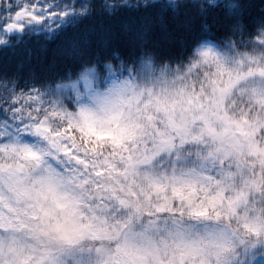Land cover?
<instances>
[{
	"label": "snow or ice",
	"instance_id": "obj_1",
	"mask_svg": "<svg viewBox=\"0 0 264 264\" xmlns=\"http://www.w3.org/2000/svg\"><path fill=\"white\" fill-rule=\"evenodd\" d=\"M255 7L0 0L5 62L57 42L51 62L0 72V264H264ZM124 12L119 31L82 27ZM165 13L185 17L175 47L152 35Z\"/></svg>",
	"mask_w": 264,
	"mask_h": 264
},
{
	"label": "trees",
	"instance_id": "obj_2",
	"mask_svg": "<svg viewBox=\"0 0 264 264\" xmlns=\"http://www.w3.org/2000/svg\"><path fill=\"white\" fill-rule=\"evenodd\" d=\"M97 2H102V0H97ZM129 2L135 3L136 0H129ZM252 2L257 5V7L252 9V14L259 15V0H252ZM134 15V13L124 12L112 18L93 17L92 19L85 21L82 27H88L95 29L96 31H119L122 25L129 20L130 16ZM188 15L190 17L195 16V10H189ZM184 19L185 17L183 14L177 18L173 17L171 13H165V24L167 26L168 35L165 37L164 33L161 32L159 24L156 23L153 26V37L160 39L165 47H175L177 41L185 35ZM198 27L199 20L196 19L192 24L193 32L198 31ZM56 43L57 42H45L42 39H33L26 45H22L15 52L9 51L7 53L6 62L5 54L0 52V72L4 71L5 67H7L8 71H15L20 64H23V68L20 70L27 71L29 66L35 67L40 61H43L45 64L51 62L53 49L56 47ZM27 49H31L32 51V58L30 61L27 58Z\"/></svg>",
	"mask_w": 264,
	"mask_h": 264
}]
</instances>
